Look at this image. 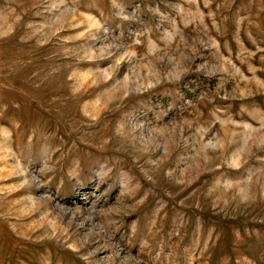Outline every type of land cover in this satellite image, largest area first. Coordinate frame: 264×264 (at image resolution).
Wrapping results in <instances>:
<instances>
[{
  "label": "rangeland",
  "instance_id": "obj_1",
  "mask_svg": "<svg viewBox=\"0 0 264 264\" xmlns=\"http://www.w3.org/2000/svg\"><path fill=\"white\" fill-rule=\"evenodd\" d=\"M0 264H264V0H0Z\"/></svg>",
  "mask_w": 264,
  "mask_h": 264
}]
</instances>
